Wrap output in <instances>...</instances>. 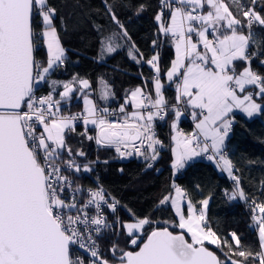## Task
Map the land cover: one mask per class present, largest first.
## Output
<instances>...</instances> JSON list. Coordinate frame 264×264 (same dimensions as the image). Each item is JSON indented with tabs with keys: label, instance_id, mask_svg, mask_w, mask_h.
Instances as JSON below:
<instances>
[{
	"label": "snow or ice",
	"instance_id": "obj_1",
	"mask_svg": "<svg viewBox=\"0 0 264 264\" xmlns=\"http://www.w3.org/2000/svg\"><path fill=\"white\" fill-rule=\"evenodd\" d=\"M231 2L236 5L243 21L233 15L223 0H164L155 19L162 33L175 37L176 59L166 76L170 81L179 77L177 102L179 104L182 98L187 97L183 102L200 109L203 117L196 124L203 141L196 133L190 137L177 133L173 168H184L188 160L201 153H209L211 148L212 154L207 159L218 158L222 161L224 170L236 183V191L229 198L239 196L245 199V193L239 187V178L233 175L232 163L225 158L222 148L232 125L229 113L234 107L241 108L248 117L264 112V106L253 100L252 92L243 98L237 95V90L244 93L246 86L251 85L258 89L255 95L264 98V76L251 68V60L256 58L257 53L247 52L253 35L251 28L254 24L264 26V15L255 11V0H251L252 6L244 5L241 0ZM206 6L210 10L203 12ZM165 8L170 13L168 21L163 19ZM143 10L141 5L139 11ZM108 12L119 32L104 35L103 29L98 27L101 57L117 51L120 45L113 41L121 34L125 38L128 36L111 6H108ZM56 16L57 9L49 0H0V264H84L80 257L73 256L74 247L89 254L92 258L90 264H109L100 255L93 235L99 236L104 229L112 227L106 223L103 208L106 206L114 212L118 202L114 199L109 202L107 193L100 186L96 190L88 189V199L79 205L75 198V193L82 191L79 187L73 189L71 200L61 198L65 189L71 188L68 177L61 174V169L55 163L61 150L71 153L65 144V129L74 131L73 122L77 119H82L85 125H98L101 131L97 142L115 145L117 152H120L121 145L127 148L130 142L144 137L150 141L148 147L152 149V155L145 156V159L155 160V145L161 142L154 139L152 122L157 117L164 119L167 115L165 109L173 112L175 121H179L183 114L178 105L167 104L157 75L154 77L155 99L151 95L146 96L139 88L131 92V101L137 109L131 114L132 118L143 123L130 124L125 119L116 127L103 118L108 110L101 109L98 115L96 105L87 98L84 100L86 114L79 117L58 115L61 100L71 98L72 83L78 82L83 88H88L89 82L76 81V78L68 83L51 80L53 91L57 86L63 88V92L59 93L60 99L54 100L51 93L36 96L37 85L48 80L51 73L67 59L54 23ZM37 17L42 24L39 33L34 32L33 27ZM196 21L199 23H193ZM221 27L226 32L217 36L215 41L210 40L209 29L215 33ZM245 27L249 29L247 36L237 32V28ZM186 33H195L199 37L203 53L198 51V44L192 42L191 36L186 37ZM38 39H43L47 45L46 66L34 57V41ZM185 60L189 61L187 66ZM236 61L244 62L239 72L234 63ZM147 63L157 74L160 72L158 57H152ZM261 64H264V60ZM110 94L105 85L100 98L106 100ZM143 109L148 110L141 111ZM120 112H125L124 106ZM192 115L195 119L196 113ZM36 125L42 126L41 132L37 133ZM173 127H176L175 122ZM132 147L144 155L140 151L142 141L140 145L133 144ZM77 155L85 154L78 152ZM65 167L76 172L91 171L89 166H81L74 160L65 162ZM176 191L179 196L180 189ZM160 203H169V197L165 196ZM171 203L180 213L178 227L191 234L192 243L185 239L184 234L174 235L167 228L152 230L146 241L138 243V233L152 221L148 218L137 219L123 227L130 237V243L139 250L125 251L115 245L110 249L114 256L117 251L121 253L119 264H264V203L253 202L252 205L253 210H258L260 214L257 220L261 251L253 253L250 249H234L225 254L223 262L204 247L205 241L220 246V238L205 223V213L200 211L197 214L189 201L191 214L185 217L180 211L179 199ZM200 203L207 208V199ZM90 208L95 209V215H89ZM72 209L76 211L75 216L69 211ZM231 235L235 245H240L239 237L235 233ZM224 244H227V240ZM228 247L233 249L232 245ZM232 256L243 260H234Z\"/></svg>",
	"mask_w": 264,
	"mask_h": 264
},
{
	"label": "trees",
	"instance_id": "obj_2",
	"mask_svg": "<svg viewBox=\"0 0 264 264\" xmlns=\"http://www.w3.org/2000/svg\"><path fill=\"white\" fill-rule=\"evenodd\" d=\"M163 0H49L50 4L57 9V16L54 21L60 40L67 57L63 64L51 73L46 84L41 90L53 91L51 80L67 83L88 79L91 82L89 88H83L76 83L75 91L71 99L61 100L60 108L64 111H80L83 109V93L91 92L92 98L98 105H120L131 99V92L137 88L150 93L148 84L152 76L150 65L147 61L158 56L163 59L166 54L174 51V42L171 35H165L158 27L156 15L161 11ZM233 11L236 18H244L236 10V5L231 0H224ZM244 5L252 6L251 0H241ZM143 5L144 10L139 11ZM111 6L116 17L124 25L127 31V38L121 34L114 44L120 47L112 54L99 55L101 34L98 27L103 29L104 35L119 32L116 24L112 21L108 12ZM175 6V5H174ZM207 10V6L205 7ZM255 11L264 15V0H255ZM168 9L163 10V19H169ZM34 32L42 31V24L37 17L34 20ZM240 32H249V29L237 28ZM253 35L249 40L248 53H257L256 58L251 60V68L259 75L264 76V26L254 24L251 28ZM155 42V43H154ZM134 47V49H133ZM36 59H40L46 66L48 59L47 45L43 39L35 41ZM133 49V50H131ZM131 52V55L129 53ZM135 57V59H133ZM236 68L240 71L244 62L237 61ZM107 81L112 88L110 102L101 99L102 81ZM90 89V91H89ZM256 92V86L249 88ZM247 90V89H246ZM62 86L55 87V100H59V93H62ZM170 100H177L179 91H176L175 84L169 85L166 89ZM152 96V94L150 93ZM264 106V98L254 95ZM185 101L187 100L184 97ZM111 106V105H110ZM113 106V105H112ZM199 111V109H196ZM187 111L192 113L191 107L187 104ZM183 113V112H182ZM201 117V112H199ZM180 124L191 130V123H186L187 118L182 114ZM231 117L233 123L230 135L225 145V152L232 160L236 177L239 178V187L243 189L246 198L230 199L231 194L236 191L235 181L226 175L224 168L215 160L201 159L193 160L178 173L174 171L165 172L174 162L175 141L173 139L174 129L172 122L174 114L169 110L166 121L158 122V136L163 140L158 162L154 168L146 169L147 161L138 159L131 173H127V164L121 162L116 156L114 149L101 147L97 139L95 127L91 124L77 125L74 131H66V146L71 153L61 150L63 158H77L91 168V171H69L71 176V188H66L61 198L68 197L71 200V192L79 187L82 191L75 193L79 204L88 199V189L102 187L107 195L118 202V209L109 212L108 217L116 218L112 227L107 228L99 236L102 249V257L110 262H118L121 255L119 251L113 255L110 249L117 246L125 251L137 250L136 245L130 243L124 219L127 213L124 197L132 194L134 205L146 206L153 200L156 205L147 210L145 214L152 221L145 225L140 241H144L152 230L169 227L172 231H184L178 227L179 217L174 205L169 200L167 204L160 201L165 197H172L176 188L180 187L187 193L190 201L198 208H202L201 201L209 198L210 204L207 210L205 223L220 238V246L208 244L225 261V254L231 253L234 249H250L253 253L261 251L258 226L255 215L258 210H253V202L264 203V112L252 117L242 112H233ZM92 137V139H88ZM223 151V152H224ZM78 152H85V158L77 155ZM103 159H102V158ZM58 159V160H59ZM107 159V160H106ZM106 160V162H104ZM112 166L124 167L123 172L112 174ZM136 170H138L136 172ZM165 172V173H164ZM74 210V209H72ZM90 208L89 211H92ZM232 233L240 239V245H235ZM187 234V233H186ZM189 239L191 240V236ZM227 240V244L224 241ZM232 245L233 249H229ZM234 260H243L238 256H232Z\"/></svg>",
	"mask_w": 264,
	"mask_h": 264
},
{
	"label": "built area",
	"instance_id": "obj_3",
	"mask_svg": "<svg viewBox=\"0 0 264 264\" xmlns=\"http://www.w3.org/2000/svg\"><path fill=\"white\" fill-rule=\"evenodd\" d=\"M164 3V0L162 1V4ZM210 33H211V30H210ZM173 39H175V37H173ZM212 40L215 41V38H213ZM45 82V81H43ZM43 82H40L39 85H37V91H36V96L37 97H43V96H47L48 93L46 91H43L41 90V88L46 84L43 83ZM178 91V89H177ZM252 93H254V90L253 91H250ZM147 96V94H145ZM55 100V97L53 98ZM183 101H185L184 98H182V101L178 104L177 100H175V104H169L170 106L171 105H178V107L181 109V111L183 112V115L184 117L187 118V123H191V127L192 129L191 130H188L186 127H184L182 124H180L179 128L180 130L184 133V135L186 137H190L193 133H196L198 135H200V140L203 141V136H201V134L199 133V129L196 128V124H197V120L196 118L194 119L193 118V115L192 113L189 111H187V104L184 103ZM124 106L125 107V112H120V108ZM107 109V114H115V116H103L104 119H106L108 122H111L114 126L116 127H119L120 124H122L124 122L125 119L128 120V122L130 124H137V123H143L142 121L138 122L136 121L134 118H132V113L137 111V109L135 108V106H131L129 105L128 103H125V104H122V105H114V106H109V107H104V108H98L97 110V114L99 115L100 114V110L101 109ZM84 109L80 110V111H72L71 112V117L73 116H76V117H79L81 116L82 114H86L85 111H83ZM148 109H143L141 111H147ZM153 111H155V109H152ZM53 111H56V109H53ZM165 111L167 112V115L164 116V119H160V118H155L154 121L152 122V133L154 134V139L155 140H159L161 143L160 144H157L155 145V151L157 153V158L159 157L160 155V148L161 146L164 144L163 140L160 139V137L158 136V128H157V124L158 122H163L165 119L168 118V114H169V109H165ZM60 112H58L59 114ZM77 125H84L83 124V120L82 119H77L74 121V126H77ZM36 131L37 133L41 132L42 131V126H39V125H36ZM95 131H96V134L93 136L95 137L97 140L99 139L100 137V131H99V126L97 125V127H95ZM147 135V134H146ZM141 141L143 142V147H141L140 151L143 152V153H149L151 152L152 153V149L148 147V145L150 144V141H148L147 139H145L144 137L141 138V140H137V142L135 141H132L129 143V146L127 148H125L123 145L120 146V152H117V158L121 161V162H125V163H128V162H134L138 159H143L141 158L140 156L136 157V151L135 149L132 147L133 144L135 145H140L141 144ZM209 143V142H208ZM101 147H104L105 145H103V143H100ZM194 144H195V141H194ZM210 144V143H209ZM113 146L114 148H116L115 145H111ZM121 153H124V155H122ZM127 153H131V155H127ZM85 154V152H84ZM209 154H212V149L210 148L209 149V153H202V159L205 158L207 159V156ZM223 154L226 156H228V152H223ZM86 155V154H85ZM85 155L82 156L83 158H85ZM152 155V154H151ZM62 158V156H60ZM156 158V159H157ZM156 159L155 160H149L147 161V164H146V169H149V168H154V166L156 165ZM69 160H74L77 164L83 166L84 164L82 162V160L80 159H75V158H63V159H59L57 161H55V163L59 166V168L61 169V174L63 176H66L68 177V180L72 183V178L71 176L68 175V172L69 171H72V172H75L74 169H70V168H66L65 167V162L69 161ZM107 160V159H106ZM106 160H104V162H106ZM215 160L222 166L223 162L222 161H219L218 158H215ZM134 163H137V162H134ZM149 164H151L152 166L149 167ZM98 188V186L96 188H92V190H96ZM73 192H71V198L73 196ZM106 199L109 200V202H111L113 199L107 195L106 196ZM115 201H117L116 199H114ZM77 201V204L79 205V201L76 199ZM118 203H117V206H116V210L118 209ZM71 211V213L75 216L76 215V211L75 210H69ZM103 212H104V216L106 218V223L109 224V225H113L115 223V220L116 218L110 216L108 217V213L111 212V210H109L106 206L103 208ZM89 215H95V209L93 208L92 211H89ZM93 228L95 227V225L92 226ZM106 229H104L103 231H105ZM102 231V232H103ZM93 239L96 240V243L99 245V251H100V255L102 256V249H101V245H100V239H98V236L97 235H93ZM72 252H73V256L76 257H80L83 261H85L86 264H90V260L92 259L89 255L86 254V251L85 250H80V249H77V248H73L72 249Z\"/></svg>",
	"mask_w": 264,
	"mask_h": 264
},
{
	"label": "rangeland",
	"instance_id": "obj_4",
	"mask_svg": "<svg viewBox=\"0 0 264 264\" xmlns=\"http://www.w3.org/2000/svg\"><path fill=\"white\" fill-rule=\"evenodd\" d=\"M223 2L226 4V2L223 0ZM229 9H230V7H229ZM210 9L207 7V10H205V8L202 10L203 12H207V11H209ZM231 10V9H230ZM193 23H195V24H198L199 22L198 21H196V22H193ZM211 30V29H210ZM248 33L249 32H242V31H240L239 32V34H242V35H248ZM190 34V33H189ZM189 34H187L186 33V35L187 36H189ZM227 34H230V32L229 33H227ZM221 35V34H220ZM219 35V36H220ZM210 40H212L213 38H216V34L215 33H212V31H211V33H210V35H209V37H208ZM214 41V40H213ZM61 44H62V42H61ZM63 46V45H62ZM133 49H134V47H133ZM133 49H131V50H133ZM66 52V51H65ZM37 61L38 62H40L41 64H42V61L40 60V59H37ZM253 70V69H252ZM255 72V71H254ZM81 80H87L88 82H89V87L91 86V82H90V80H88V79H81ZM47 81V80H46ZM45 81V82H46ZM45 82H43V83H45ZM68 82H72L71 80L70 81H68ZM67 82V83H68ZM180 81H179V77H177V80L176 81H174V82H172L173 84H175V87H176V91H177V84L179 83ZM172 83H170V84H167L168 86H167V88L169 87V85H171ZM77 84L80 86V91H82L83 90V86L81 85V84H79L78 82H77ZM105 85H107V87H108V89L110 90V95H109V97L106 99V100H104L105 102H110L111 101V97H112V88H111V86H110V84L107 82V81H105V80H103L102 81V84H101V91H100V94H102V92H103V90H104V88H105ZM75 87H76V83L74 82V83H72V88H73V92L75 91ZM88 87V88H89ZM253 86H251L250 88H252ZM166 88V89H167ZM89 91H90V89H89ZM250 91H252L251 89H249V88H247V90H245V94H247L248 92H250ZM63 92V91H62ZM73 92H72V94H73ZM48 94L49 93H51L52 94V96H53V98L55 97V95H56V93L54 92V91H49V92H47ZM237 93H239V90H237ZM255 93L256 92H254L253 93V100L255 101V103H257V104H261L260 103V101L259 100H257V99H255L254 98V95H255ZM72 94H71V96H72ZM144 94H147V95H150V93L148 92V91H145L144 92ZM166 95L165 96H168L167 97V99H165L166 100V102H167V104L169 105V104H175V100H170V96L169 95H167V93H165ZM239 95H241V94H239ZM242 95H244V93L242 94ZM83 102H84V100H85V98H87V99H90V100H92L93 101V103L96 105V108L98 109L99 107L100 108H104V107H109L110 105L112 106H114V104H110V105H98L96 102H95V99H93L92 98V94H91V92H86V93H83ZM152 98L153 99H155V96H153L152 95ZM71 99V98H70ZM69 100V99H68ZM126 103H128V102H126ZM146 103H147V101H146ZM120 105H122V104H120ZM262 105V104H261ZM170 106V105H169ZM61 106H59V114L58 115H60V116H63V117H71V112L70 111H64V110H62L61 108H60ZM83 111H85V109H86V105H85V103H84V106H83ZM98 111V110H97ZM74 112H76V111H74ZM236 112H238V111H236ZM192 114H193V112H192ZM260 114V113H259ZM115 116V114H107V113H104L103 114V116ZM199 116V115H198ZM254 116V115H253ZM200 117V116H199ZM196 118V120H197V117H195ZM180 120V119H179ZM164 121H166V119L164 120ZM176 123V127L174 128L173 127V123ZM74 123V122H73ZM187 123V122H186ZM197 123H198V121H197ZM89 124H91V123H89ZM178 124H179V121H175V120H173V122H172V128L174 129V136H177V133L180 131V128L178 127ZM93 127H97V125H93V124H91ZM231 126H233V125H231ZM233 128V127H232ZM232 128H230V131H229V133H228V135H230V132H231V129ZM68 129H65V133H64V137H65V143H66V131H67ZM99 131H101L100 130V127H99ZM202 136V135H201ZM186 137V136H185ZM135 142H137V141H135ZM209 143H210V140L208 141ZM176 144V142L174 143V145ZM103 145H105V144H103ZM174 145H173V147H174ZM106 147H109V148H112V149H114V151L115 152H117V150H116V148H114L113 146H109V145H105L104 146V148H106ZM173 147H172V149H173ZM175 149H177V146L175 147ZM104 150H107V148L106 149H104ZM175 153V152H174ZM151 152H149V153H144V155H140V153H137L136 152V157H138V156H140L141 158H143L144 160H146V161H149L150 160V158L149 159H145V156H148V157H150L151 156ZM202 157V156H201ZM102 158V157H101ZM103 159V158H102ZM158 160V158L156 159V161ZM173 160H175V157H174V159ZM138 160H136V161H134V162H137ZM158 162V161H157ZM157 162H156V164H157ZM174 163V162H173ZM156 166V165H155ZM154 166V167H155ZM112 168V174H118L117 172H123L125 169H124V167H122V166H120V167H118L117 169L115 168V166H112L111 167ZM127 169H128V171H126L127 173H131V171L133 170V169H135V165L134 164H132V163H128L127 164ZM138 170H136V172H137ZM165 172H167V168L164 170ZM164 172V173H165ZM168 173V172H167ZM227 175V174H226ZM228 176V175H227ZM229 177V176H228ZM177 189V188H176ZM178 189H180V195L178 196V194H177V191L175 190L174 192V194L172 195V197H169V200L170 201H172V200H177V199H179V202H180V211L184 214V216L185 217H187V216H189L190 214H191V211H190V209H189V206H188V203H189V201H190V199L188 198V196H187V193L185 194V192H184V190L182 189V188H180V187H178ZM132 194H129V195H127V197H124V200H125V205L127 206V213H126V217H125V219H124V222H125V224L126 223H134V222H136L137 221V219H141V218H147V216L145 215L146 213H147V210L148 209H150L152 206H154V205H156L155 203H154V201L153 200H151L149 203H148V205H146V206H140V207H138L137 205H134V203H133V197L131 196ZM207 200H208V205H207V208H204L203 206H202V208H198L197 206H196V204L194 203V202H192L191 201V204L195 207V209H196V211H197V214H199V212L200 211H203L204 213H205V219H206V216H207V210H208V206H209V204H210V201H209V198H206ZM177 211V210H176ZM177 214H178V217H179V222H180V213H178L177 212ZM260 214H259V212H257L256 213V215H255V221H256V224H257V226H258V231H259V224H258V220H257V217L259 216ZM145 227V226H144ZM144 230V229H143ZM143 230L141 231V232H139L138 233V235H140V234H142V232H143ZM184 230V232H186L187 234H189L190 236H191V234L190 233H188L187 232V230L186 229H183ZM191 241H192V238H191ZM204 244H206V243H204ZM84 264H86L85 263V261H84Z\"/></svg>",
	"mask_w": 264,
	"mask_h": 264
},
{
	"label": "crops",
	"instance_id": "obj_5",
	"mask_svg": "<svg viewBox=\"0 0 264 264\" xmlns=\"http://www.w3.org/2000/svg\"><path fill=\"white\" fill-rule=\"evenodd\" d=\"M199 11H201V10H199ZM170 18V17H169ZM169 19H167L166 21H168ZM209 32H210V29H209ZM226 32V29L225 28H223V27H221L220 28V31L219 32H215V34H216V37L217 36H219L221 33H225ZM238 32V31H237ZM229 33V32H228ZM239 33V32H238ZM187 34H189V33H187ZM189 36H191V40H192V42L193 43H197L198 44V51H200L201 53H203L204 52V48H203V44H202V42H200V40H199V37L195 34V33H190L189 34ZM186 37H187V35H186ZM172 40H173V37H172ZM173 42H174V51L173 52H171V53H168V54H166V56L163 58V59H160L158 56V67H159V69H160V72L157 74L156 72H155V69H153L152 67H151V65H150V70H151V75L152 76H150L149 77V82H148V84H149V86H150V93L153 95V96H155V90H154V83H155V81H154V77L155 76H159V79H160V82H161V84H162V94H163V96H164V98L165 99H167V97L168 96H165L166 94V88H167V84H170V83H172V82H174V81H176L177 80V77H174L171 81L170 80H168V78H167V76H166V73H167V71H169L170 69H171V66H172V64H173V62L175 61V59H176V48H175V39L173 40ZM248 50V49H247ZM209 55H210V53H209ZM198 63H199V61H197ZM237 62V61H236ZM236 62H234V63H236ZM189 64V61L188 60H185V65L187 66ZM209 66H211V65H209ZM242 70V69H241ZM184 70L182 69L181 70V72H183ZM238 71V70H237ZM253 71H255V70H253ZM239 72V71H238ZM251 87V85H249V86H246V88H245V90L247 89V88H250ZM143 91V90H142ZM144 92V91H143ZM239 94H241V95H239ZM243 93H241V92H239V93H237V95L238 96H240L241 98H243V96L245 95V92H244V95H242ZM131 98V97H130ZM187 98V97H186ZM188 99V98H187ZM128 104L129 105H131V106H135L134 105V103L131 101V99H128ZM188 106H190L191 107V110H192V112H195L196 113V117H197V121L199 122V120H201L203 117L201 116V117H199L198 115H200L199 114V112H201V110L199 109V111H197L195 108H193L191 105H188ZM236 111H239V112H242L243 114H246L245 112H243V110L241 109V108H233V110H232V112L231 113H229V118H231L232 119V123H233V118L231 117V115H232V113L233 112H236ZM257 114H259V113H256L255 115H257ZM182 116V115H181ZM181 118L182 117H180V120H181ZM180 120H179V124H178V127L180 126ZM230 131V130H229ZM178 133H183L181 130L178 132ZM229 133V132H228ZM183 135H184V133H183ZM185 136V135H184ZM176 137L177 136H174V134H173V139H174V141L176 142V144L174 145V147H173V150H174V152H175V147L177 146V141H176ZM228 135H227V137H225V140H224V145H223V148H222V152L224 151V149L226 148L225 147V145H226V142H227V139H228ZM210 144H211V140H210ZM201 156H202V153H201V155H199V156H194L191 160H188L187 162H186V164H185V166H187L189 163H191L193 160H197V159H201ZM174 157H175V153H174ZM226 159H228V160H230L231 161V163H232V160L230 159V158H228V157H225ZM232 166H233V163H232ZM222 168H223V164H222ZM174 171L175 173H178V172H180L182 169H175V168H173V163H172V165L167 169V172H170V171ZM225 172H226V174L228 175V173H227V171L226 170H224ZM233 175H235L236 176V174H235V171H234V168H233ZM174 205V204H173ZM174 208H175V211H176V207H175V205H174ZM176 213H177V211H176ZM125 216V215H124ZM126 217V216H125ZM205 243H207V241H205Z\"/></svg>",
	"mask_w": 264,
	"mask_h": 264
},
{
	"label": "water",
	"instance_id": "obj_6",
	"mask_svg": "<svg viewBox=\"0 0 264 264\" xmlns=\"http://www.w3.org/2000/svg\"><path fill=\"white\" fill-rule=\"evenodd\" d=\"M34 57L36 59V48H35V41H34ZM37 60V59H36ZM164 228H167L170 232H172L174 235L175 234H184L185 235V239L189 242V243H192V241L189 239V236L186 234V232L184 231H180V232H176V231H172L169 227H163V228H157L155 230H159V229H164ZM147 237L145 238L144 241H146ZM142 246V245H141ZM204 247L208 248L209 251L213 252L217 257H219V259L221 260V257L220 255L217 254V252L211 248L208 244H204ZM139 249L137 250H134V251H138ZM87 255H89L87 252H86ZM103 258V257H102ZM104 259V258H103ZM109 261V260H108ZM109 264H119V261L118 262H113V261H109Z\"/></svg>",
	"mask_w": 264,
	"mask_h": 264
},
{
	"label": "flooded vegetation",
	"instance_id": "obj_7",
	"mask_svg": "<svg viewBox=\"0 0 264 264\" xmlns=\"http://www.w3.org/2000/svg\"><path fill=\"white\" fill-rule=\"evenodd\" d=\"M117 261H119V260H117Z\"/></svg>",
	"mask_w": 264,
	"mask_h": 264
},
{
	"label": "clouds",
	"instance_id": "obj_8",
	"mask_svg": "<svg viewBox=\"0 0 264 264\" xmlns=\"http://www.w3.org/2000/svg\"><path fill=\"white\" fill-rule=\"evenodd\" d=\"M199 11V10H198Z\"/></svg>",
	"mask_w": 264,
	"mask_h": 264
}]
</instances>
